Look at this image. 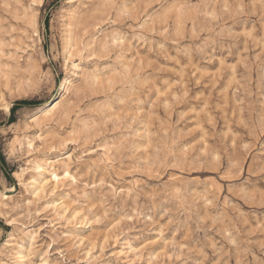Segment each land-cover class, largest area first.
I'll return each mask as SVG.
<instances>
[{
  "label": "rangeland",
  "instance_id": "374dc122",
  "mask_svg": "<svg viewBox=\"0 0 264 264\" xmlns=\"http://www.w3.org/2000/svg\"><path fill=\"white\" fill-rule=\"evenodd\" d=\"M0 151V264H264V0H0Z\"/></svg>",
  "mask_w": 264,
  "mask_h": 264
},
{
  "label": "bare ground",
  "instance_id": "6f19581e",
  "mask_svg": "<svg viewBox=\"0 0 264 264\" xmlns=\"http://www.w3.org/2000/svg\"><path fill=\"white\" fill-rule=\"evenodd\" d=\"M67 93V91H66ZM65 95V94H64ZM61 99V98H60ZM60 99L59 100H54L52 102H50L49 104H47L46 106L43 107L41 111V117H46V116H50L51 113H53V111L56 110V108L58 107L59 103H60ZM65 159H67V161L69 160L70 156L67 155L66 157H64ZM55 160V159H54ZM61 161V160H60ZM39 168V166H38ZM67 173V172H66ZM65 173V174H66ZM50 180H53L55 182H58V179L60 177H58V174L55 171H51L50 173ZM4 196V195H3Z\"/></svg>",
  "mask_w": 264,
  "mask_h": 264
},
{
  "label": "trees",
  "instance_id": "16d2710c",
  "mask_svg": "<svg viewBox=\"0 0 264 264\" xmlns=\"http://www.w3.org/2000/svg\"><path fill=\"white\" fill-rule=\"evenodd\" d=\"M23 104H29L30 105V104H33V102L32 101H26V100L16 101L15 104L10 109L11 113L14 112L16 107H18L20 105H23ZM11 122H13V118L12 117H10L8 119V123H11ZM0 169L6 176L8 175V172L11 171V169H9L8 167H7V170H9V171L6 170V163L4 161V157L1 154V151H0Z\"/></svg>",
  "mask_w": 264,
  "mask_h": 264
}]
</instances>
